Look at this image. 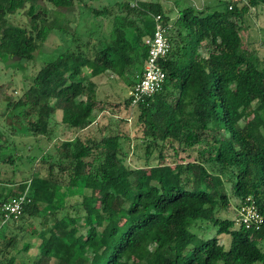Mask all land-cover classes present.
<instances>
[{
	"label": "trees",
	"instance_id": "16d2710c",
	"mask_svg": "<svg viewBox=\"0 0 264 264\" xmlns=\"http://www.w3.org/2000/svg\"><path fill=\"white\" fill-rule=\"evenodd\" d=\"M74 2L0 0V61L6 65L30 61L54 30L61 39L69 34L18 97L0 93L2 116L9 120V132L0 130V175L12 173L1 183L0 205L25 191L27 202L9 221L37 218L40 225L37 253L20 264H264V60L261 65L239 34L242 15L264 0H216L201 10L186 4L173 20L154 0L89 7L108 23L95 43L72 30ZM46 3L54 14L51 25ZM25 4L26 26L10 23L7 16ZM155 15L170 43L159 60L165 77L158 92L133 108L145 154L157 147L158 162L151 165L146 156L131 167L117 132L103 133L104 128L94 136L87 130L92 111L103 109L91 78L105 71L126 76L135 68L131 87L146 58L143 38L152 34ZM61 130L72 136L53 143ZM15 131L33 137L40 152L25 159L44 168L22 171L18 182ZM197 144H203L197 160L173 167L161 162L163 146L176 154ZM13 183L17 187L4 186ZM228 195L236 201L231 218L217 215L229 211ZM248 201L261 217L256 229L234 223L236 208ZM198 222L212 225L216 234L194 233L191 226ZM220 234L228 235L227 247ZM252 234L257 242H251ZM1 239L0 264L13 263L17 239ZM29 246L24 242L20 250Z\"/></svg>",
	"mask_w": 264,
	"mask_h": 264
},
{
	"label": "rangeland",
	"instance_id": "374dc122",
	"mask_svg": "<svg viewBox=\"0 0 264 264\" xmlns=\"http://www.w3.org/2000/svg\"><path fill=\"white\" fill-rule=\"evenodd\" d=\"M113 1L124 0H75L74 3L76 7V13L74 14V17L76 18V21L71 24L74 33H80L83 38L90 35L89 40H91V43H95L96 38L105 35L108 30L107 21L102 16L95 17V15L90 12L89 7L100 8L108 3H113ZM134 1L135 0H129V3H134ZM154 1H159L163 6L165 13L170 17V20H173L177 15L178 9L185 6L186 4H190L197 10H201L204 6L211 5L216 0H186V2L183 3H175L174 0ZM232 1H236L237 5L245 2V0ZM44 6L47 10V23L51 25L54 18V14L50 9L51 5L46 3ZM25 8L26 4L24 8L16 10L12 15H8V21L12 24L26 26V17L24 14ZM240 28L239 34L241 36L243 45L256 52V55L262 65L264 60V6L257 5L255 7H250L248 11L242 15ZM63 39H69V34H65L61 39L58 37L56 30H54L35 51L34 57L30 61L21 65H14L13 63H8L6 65L0 61V93L2 92L8 95L12 99L18 97L26 87L28 77L31 76L44 61L50 60L52 57H54L57 51H59L62 46H64V42L62 41ZM204 44L205 42L201 44L199 51L203 52L205 50L203 46ZM83 71L88 73L86 68H83ZM134 74H136L135 68H133L126 76L116 77L113 73L105 71L102 74L91 78L95 84L98 105L103 107V109L100 111L98 108H95L92 111L91 123L87 128L88 132L94 136H98L100 134V130L102 131L104 128L106 130H104L103 133L109 130L112 132H117L121 137L119 139L120 149L125 154V163L131 167L141 165L146 156L149 164L153 165L158 162L156 159L158 154L157 147L152 148L149 154H145V146L142 142V139L140 138L141 126L135 121V109L124 104V99L128 96L130 81H132ZM2 112L3 110L0 105V117L2 116ZM58 118L59 116L56 114V121ZM8 123L9 120L4 118V116L0 118V130L2 132H9V128L7 126ZM57 128L60 130L61 126H57ZM60 133L61 135L56 137L52 141L53 143L58 144L63 138L72 136L71 131L61 130ZM13 135L16 144V155H21V159L15 160L14 162L16 166V174L14 177L12 176L14 180L18 182L21 172H26L28 169H30L32 172L38 171L39 173H44L43 165L38 160L29 162L25 159L27 155H38L40 152L38 148H35L37 143H35L33 137L22 131H15L13 132ZM42 144L43 142H40L38 145ZM202 147L203 144H197L193 147L179 150L176 154H173V150L171 148L163 146L160 150L162 155L161 162L169 164L171 167H173L178 163L195 161L198 159L197 149ZM10 171L11 170H7L0 175V194H2L1 183L6 177L12 175ZM205 174L206 173L203 169L202 179L204 181H206ZM228 177H230L229 173H227L224 178L226 179ZM17 185L18 183H13L12 185L4 184V186L10 189L17 187ZM225 187L228 191L229 188L227 184ZM49 190H52V185H49ZM96 197L97 201L99 202L100 197L97 193ZM228 199L229 211L227 209L220 210L217 215L229 218L233 217L231 209H234L236 201L231 195H228ZM204 215L207 218L209 217V215L205 212ZM203 221L205 220L203 219ZM204 223L205 222H198L197 225L193 224L191 226V230H193V232L197 233L198 235L202 234L203 237L214 236L216 234L215 228L210 224L205 225ZM39 228L40 225L38 224L37 218L29 219L24 217L13 223H11L8 219L1 221L0 243L2 240L1 236L3 234L7 235V237L13 236V238L17 239V254L15 255H21V259H24L26 255L34 256L37 253V245L39 243L38 241H40V239L36 237V231ZM217 237L219 242L222 243L224 247H227L229 241L228 235L220 234ZM250 239L251 242L258 241V238L254 234H252ZM80 241H83V239ZM24 242L30 245L26 251L20 250L22 243ZM261 245L264 248V243Z\"/></svg>",
	"mask_w": 264,
	"mask_h": 264
},
{
	"label": "built area",
	"instance_id": "2783aa9c",
	"mask_svg": "<svg viewBox=\"0 0 264 264\" xmlns=\"http://www.w3.org/2000/svg\"><path fill=\"white\" fill-rule=\"evenodd\" d=\"M154 28L151 35L143 38L146 46V58L143 62L140 75L128 90L129 106L133 107L140 101L158 92L165 77L164 71L159 64V60L165 57L170 49V43L165 34V27L161 23L160 15L153 17ZM249 199V198H248ZM25 191L17 196L11 197L0 205L2 221L11 218L16 219L21 213L22 205L27 202ZM237 215L234 223L244 227L252 226L256 229L261 222V217L257 213L252 202L243 203L236 208Z\"/></svg>",
	"mask_w": 264,
	"mask_h": 264
},
{
	"label": "crops",
	"instance_id": "0c3cea01",
	"mask_svg": "<svg viewBox=\"0 0 264 264\" xmlns=\"http://www.w3.org/2000/svg\"><path fill=\"white\" fill-rule=\"evenodd\" d=\"M20 256H21V255H16V256H15V260H14V262H13V263H8V264H20L22 260H24V261H25V260L30 261L33 255H32V256H31V255H28V256L26 255L24 259H23V258L21 259ZM5 264H6V263H5Z\"/></svg>",
	"mask_w": 264,
	"mask_h": 264
}]
</instances>
